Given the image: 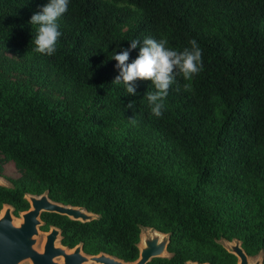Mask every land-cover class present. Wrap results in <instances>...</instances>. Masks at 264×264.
Here are the masks:
<instances>
[{
    "label": "trees",
    "instance_id": "obj_1",
    "mask_svg": "<svg viewBox=\"0 0 264 264\" xmlns=\"http://www.w3.org/2000/svg\"><path fill=\"white\" fill-rule=\"evenodd\" d=\"M47 2L0 0V47L76 93L54 99L0 73V156L23 175L0 186V210L17 216L26 194L47 192L98 217L41 215L42 231L86 255L134 262L147 228L169 235V256L148 264H236L223 240L264 264V0H69L51 56L34 51L29 23ZM145 37L202 50V70L176 75L160 117L151 81L136 95L112 83L113 54Z\"/></svg>",
    "mask_w": 264,
    "mask_h": 264
},
{
    "label": "water",
    "instance_id": "obj_2",
    "mask_svg": "<svg viewBox=\"0 0 264 264\" xmlns=\"http://www.w3.org/2000/svg\"><path fill=\"white\" fill-rule=\"evenodd\" d=\"M24 198L29 204V209L18 214L19 223L15 221L11 206L4 205L0 210V212L3 210L0 216V264H22L26 261L30 264H148L152 259L169 256L167 252L169 235L153 229H149L152 233L147 235L143 232L147 228L141 230L138 243L139 255L134 262H123L104 253L86 255L82 251L81 244L73 248L62 246L60 230L56 227H50L48 231L42 232L45 242L42 251L39 252L34 245L40 234L39 227L43 225L41 221L43 213L58 214L81 223L98 217L82 208L53 202L49 199L47 192L39 196L26 194ZM58 239L60 244L56 245ZM223 241L227 247L222 244V241L220 243L227 252L236 257V264H251V257L246 255L239 241ZM55 259H62V262L59 263ZM187 264L199 263L188 262ZM253 264H262L261 255L257 256Z\"/></svg>",
    "mask_w": 264,
    "mask_h": 264
},
{
    "label": "clouds",
    "instance_id": "obj_3",
    "mask_svg": "<svg viewBox=\"0 0 264 264\" xmlns=\"http://www.w3.org/2000/svg\"><path fill=\"white\" fill-rule=\"evenodd\" d=\"M69 0H48L38 11L32 14L29 23L37 25V32L32 39L34 51L51 56L56 51V44L61 36L58 19L66 13ZM191 47L176 51L168 47L165 39L145 37L142 41L132 39L127 48L115 52L111 59L116 61L118 74L113 79L114 84H123L128 95H136L137 80L151 81L154 91L147 92V100L151 113L160 117L163 114L164 100L170 87L175 83L176 75H182L185 80H191L202 70V50L193 39ZM139 49L135 59L130 60V53ZM127 108H134L130 102ZM131 123L136 120L130 118Z\"/></svg>",
    "mask_w": 264,
    "mask_h": 264
},
{
    "label": "rangeland",
    "instance_id": "obj_4",
    "mask_svg": "<svg viewBox=\"0 0 264 264\" xmlns=\"http://www.w3.org/2000/svg\"><path fill=\"white\" fill-rule=\"evenodd\" d=\"M26 67L27 63H25V60L22 57L12 51L0 47V73L7 76L11 81L21 82L54 99L66 100V98H73V94L76 93L74 88L67 86L60 78L55 76L48 67L38 64L36 67H31V72L27 71ZM66 91L72 94L68 95L69 93H66ZM22 176V173L12 161L5 160L0 156V185L13 187L15 185L14 183L19 181ZM14 218L15 221L17 219L20 220L18 215L14 216ZM42 232L43 231L40 230V234L36 239L37 242L34 245V248L39 252L42 251L45 242ZM143 232L147 235L152 233L149 229H145ZM58 244H60L59 239L56 242V245ZM222 244L227 247V244L224 241H222ZM166 256H168V254ZM256 260L257 257H251L250 263L253 264ZM55 261L61 263L62 259H55ZM22 264L30 263L26 261Z\"/></svg>",
    "mask_w": 264,
    "mask_h": 264
},
{
    "label": "bare ground",
    "instance_id": "obj_5",
    "mask_svg": "<svg viewBox=\"0 0 264 264\" xmlns=\"http://www.w3.org/2000/svg\"><path fill=\"white\" fill-rule=\"evenodd\" d=\"M2 212H3V210L0 212V216L2 215ZM16 222H17V223H19V222H20V220H19V219H17V220H16ZM140 246H141V245H140ZM140 246H139V247H140Z\"/></svg>",
    "mask_w": 264,
    "mask_h": 264
},
{
    "label": "flooded vegetation",
    "instance_id": "obj_6",
    "mask_svg": "<svg viewBox=\"0 0 264 264\" xmlns=\"http://www.w3.org/2000/svg\"><path fill=\"white\" fill-rule=\"evenodd\" d=\"M49 230V229H48Z\"/></svg>",
    "mask_w": 264,
    "mask_h": 264
}]
</instances>
